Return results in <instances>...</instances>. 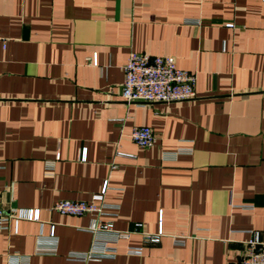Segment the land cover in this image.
Segmentation results:
<instances>
[{
    "label": "crops",
    "instance_id": "crops-1",
    "mask_svg": "<svg viewBox=\"0 0 264 264\" xmlns=\"http://www.w3.org/2000/svg\"><path fill=\"white\" fill-rule=\"evenodd\" d=\"M0 34V207L39 208L0 228V264H84L91 214L51 205L104 181L129 236L88 264H238L251 229L264 241V0H0ZM132 49L174 55L195 96L126 101Z\"/></svg>",
    "mask_w": 264,
    "mask_h": 264
},
{
    "label": "built area",
    "instance_id": "built-area-1",
    "mask_svg": "<svg viewBox=\"0 0 264 264\" xmlns=\"http://www.w3.org/2000/svg\"><path fill=\"white\" fill-rule=\"evenodd\" d=\"M0 40L5 45L6 38L1 34ZM91 60L92 63L97 64L96 55H93ZM123 69L121 95L126 101L170 102L195 96V74L179 67L174 55L150 54L132 49L128 53ZM129 136L140 147L152 146L156 141L153 129L148 125H134ZM123 154L132 155L131 153ZM106 188L107 181H104L100 193L92 195L89 200L61 198L51 205L52 209L63 214H91L85 228L93 233V244L88 250L69 251V259L81 260L84 264H88V261H101L106 257H114L118 240L129 236V231L115 229L112 220L102 217L107 206L102 200ZM23 218L37 220L39 208L18 207L13 210H4L0 207V228L6 227L10 219L18 221ZM250 232L238 264H264V241L260 239L257 229H251ZM162 234V217H160L157 232L146 234L144 239L157 242ZM49 236H54V225L51 226ZM177 237L181 236H175V241L181 243L183 240ZM127 250L130 253H140L141 246H129Z\"/></svg>",
    "mask_w": 264,
    "mask_h": 264
}]
</instances>
